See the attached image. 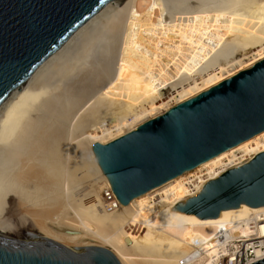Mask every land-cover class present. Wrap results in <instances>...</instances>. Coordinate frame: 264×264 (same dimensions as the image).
Here are the masks:
<instances>
[{
	"label": "water",
	"instance_id": "water-1",
	"mask_svg": "<svg viewBox=\"0 0 264 264\" xmlns=\"http://www.w3.org/2000/svg\"><path fill=\"white\" fill-rule=\"evenodd\" d=\"M262 206L264 0H0V264H176Z\"/></svg>",
	"mask_w": 264,
	"mask_h": 264
},
{
	"label": "built area",
	"instance_id": "built-area-1",
	"mask_svg": "<svg viewBox=\"0 0 264 264\" xmlns=\"http://www.w3.org/2000/svg\"><path fill=\"white\" fill-rule=\"evenodd\" d=\"M264 259V210L217 230L180 264H253Z\"/></svg>",
	"mask_w": 264,
	"mask_h": 264
},
{
	"label": "bare ground",
	"instance_id": "bare-ground-1",
	"mask_svg": "<svg viewBox=\"0 0 264 264\" xmlns=\"http://www.w3.org/2000/svg\"><path fill=\"white\" fill-rule=\"evenodd\" d=\"M263 210H264V206H262L261 208L255 210L251 213L241 215L237 218L221 221V222L210 225V226L200 230L199 232H197L195 234V236L190 240V242L187 244V246L181 252L179 257L177 258L176 264L182 263L184 261L185 257L188 256V254L193 250V248H196L199 245L201 240L207 241L220 228L227 226V225H230V224H234L238 221L245 220V219L249 218L251 215L257 214L258 212L263 211Z\"/></svg>",
	"mask_w": 264,
	"mask_h": 264
}]
</instances>
